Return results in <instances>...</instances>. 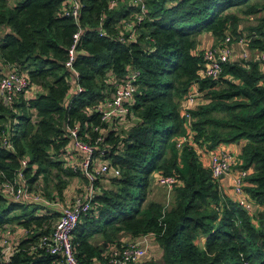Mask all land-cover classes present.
<instances>
[{"label": "trees", "instance_id": "obj_1", "mask_svg": "<svg viewBox=\"0 0 264 264\" xmlns=\"http://www.w3.org/2000/svg\"><path fill=\"white\" fill-rule=\"evenodd\" d=\"M66 0H0V65L25 73L30 99L19 95L10 105L0 100V172L12 179L21 168L30 188L38 176L46 181L75 174L64 166L62 153L69 142L67 128L79 124V135L90 141L99 113L90 107L103 101L132 69L139 71L125 125L109 130L107 155L120 175L107 179L94 196V210L83 216L72 233L76 257L89 264L93 257L108 264L104 245L120 247L152 234L158 252L138 264H264V73L253 55L264 51V17L248 28L251 59L223 64L217 81L202 79L198 89L207 102L190 110L186 123L180 102L196 81L202 54L198 37L210 33L221 40L228 32L241 35L244 18L264 11V0H144L146 15L135 42L114 37L135 7L111 0H79L77 21L85 28L74 67L83 91L71 94L65 66L67 49L77 29L71 16L62 15ZM99 27L105 35H99ZM1 73V72H0ZM125 127V128H124ZM193 132L192 141L206 150L221 143L244 140L237 168L248 171L245 196L249 211L225 192L198 157L197 150L174 138ZM5 132L10 147L1 145ZM157 174L174 175L172 203L149 201L148 191ZM58 214L35 204L0 197V228L16 224L29 229L27 238L7 264H60L61 258L42 249L30 251L51 232ZM97 239L96 241H92ZM159 256V257H158Z\"/></svg>", "mask_w": 264, "mask_h": 264}, {"label": "built area", "instance_id": "obj_2", "mask_svg": "<svg viewBox=\"0 0 264 264\" xmlns=\"http://www.w3.org/2000/svg\"><path fill=\"white\" fill-rule=\"evenodd\" d=\"M119 2H124L129 6L135 7V11L127 19H121V28L115 38L117 42L125 44L135 42L137 31L146 15V5L144 0H111L109 8L114 7ZM82 4L79 0H66L62 7V15L71 16L77 25L76 31L72 36V43L67 49V60L65 66L69 71L71 80V94L74 96L83 91V87L78 84L79 73L74 67V61L77 53L78 42L85 32V28L77 21ZM99 35H105V31L99 27ZM249 37L240 35L234 37L226 33L216 46L205 47L202 51V65L198 71L197 79L192 84L187 94L182 100L187 101L191 107L182 108L183 117L188 126L191 122L189 111L197 105L205 103L203 92L198 89V81L202 79H211L217 81L220 77L223 64L231 61L234 46H239V60L243 66L248 67L246 63L252 57V51L249 50ZM260 62L264 73V51L253 53ZM1 60V55H0ZM3 73H0V100L5 105L12 104L19 95L31 91V83L25 73H22L11 65L3 66ZM139 75L136 69L124 77V79L115 82L109 78L110 83H114L113 90L102 102L90 107L91 111L99 113L102 125H95L93 130L96 132L92 141L79 135V124L75 123L67 128L69 142L62 153L64 166L75 173H80L86 179V191L73 196L72 200L66 205H60L57 212L58 217L54 226L48 234L41 236L36 245L31 246L30 251L42 249L46 254L60 257V264H82L76 257V252L72 242V233L80 219L94 210V196L100 190V181L110 177H118L120 171L118 168H112L107 155L112 151L114 145L106 142L109 130H120L129 115L130 104L135 94V80ZM264 84V80H263ZM193 132L188 135H181L175 138L176 147L180 148L184 144L193 146L197 150L200 160L204 154H209L208 168L214 180L218 181L221 188L222 179L225 176H231V188L233 200L239 205L244 206L249 211L251 204L245 196V179L248 171L243 168H237V155L229 148H223L218 151L206 150L205 146H199L192 141ZM1 145L10 147L5 132L1 133ZM207 151V152H206ZM211 151V153H208ZM202 162V161H201ZM27 165L25 159L21 160L19 168L12 179H7L0 172V197L12 202H23L38 205L46 210L51 203H60L58 196L48 198L39 188H30L23 174V168ZM206 166V165H205ZM155 181L157 184L171 190L177 183L174 175L157 174ZM30 230L16 224H5L0 228V264L9 263L12 255L17 250V244L30 234ZM20 234V237L17 235ZM152 234H145L137 239L129 241L125 245L116 247L113 245L105 253L108 264H138L148 256V242ZM246 264V263H244Z\"/></svg>", "mask_w": 264, "mask_h": 264}, {"label": "crops", "instance_id": "obj_3", "mask_svg": "<svg viewBox=\"0 0 264 264\" xmlns=\"http://www.w3.org/2000/svg\"><path fill=\"white\" fill-rule=\"evenodd\" d=\"M7 1H8L9 5H14L15 2H17L18 0H7ZM255 16H257V17H255ZM260 17H264V14L263 13L261 14V12L254 15V16L246 17L244 19L249 20V21H253V20L255 21L257 18H260ZM242 23L243 22H241V25H240L241 35H243V33H244ZM251 26H252V24H251ZM5 31H7V28L0 27V35H2ZM220 41L221 40L215 39V37H213L208 32L202 33L198 37L196 52L199 54H202V51L205 47L216 46L220 43ZM239 54H240L239 46L237 44H235L234 51H233L232 56H231V61L239 60ZM3 69L5 70V68H3V66L0 65V72L1 73L4 72ZM260 69H263L261 65H260ZM35 93H36V91L33 89V90L28 91L25 94H23V97L30 99L31 97H33L35 95ZM205 102H207L206 99H205ZM180 107H181V109L182 108H188V107H191V105L187 101L181 100ZM125 124L126 123L122 124V127ZM174 142H175V138H174ZM243 143H244V140H239V141L230 142V143H221V144L217 145L214 148V150L218 151V150L223 149V148H229L234 153L238 154ZM208 153H211V151H208ZM208 157H209V154H204L202 157V160H201L202 163L206 166H208ZM48 182H52V181H50V180L46 181L44 179L43 175H39L37 182L35 183V188L41 189L47 195L48 198L58 196L61 203H51V205H49L48 207H45V208H47V210H49L52 213H57L59 211L60 205L68 204L72 200L73 196L80 194V193H84L86 191V180L83 176H81L80 173H77V172L74 175L67 177L66 182L63 183L60 187H59V185H57L58 183L56 181H53L51 184V187L53 189H52V191H50V193L46 189V188L50 187ZM106 185H107V180L105 179L104 181H100L99 187L101 189L102 187H107ZM221 189L225 192V195L227 196V198L233 199L232 188H231V176H225L222 179ZM45 190H46V192H45ZM164 208L169 209V208H166L165 206H164ZM55 221H54V223H55ZM17 237H20V234H18ZM135 239H137V238H134V240ZM129 241H132L130 236L125 235L122 237V242L126 243ZM111 246H113V244H111L110 246L104 245L105 249L104 250L100 249V251L103 253L107 250V248H109ZM157 251H158V244L154 238H151L148 242L149 254H148L146 259H148V258L150 259L152 256H154L157 253ZM157 255H158V253H157ZM89 264H103V263L100 259L93 257L90 260Z\"/></svg>", "mask_w": 264, "mask_h": 264}, {"label": "rangeland", "instance_id": "obj_4", "mask_svg": "<svg viewBox=\"0 0 264 264\" xmlns=\"http://www.w3.org/2000/svg\"><path fill=\"white\" fill-rule=\"evenodd\" d=\"M262 13L264 14V11H262L261 14ZM255 17H257V16H255ZM242 22H243L242 23V27L244 29L243 35L249 37L248 36V34H249L248 28L251 26V24L252 25L257 24L258 21L257 20H255V21L254 20L253 21H249V20L243 19ZM61 178H62L61 180L63 181V183H65L66 180H67V178H65V177H61ZM53 181L58 182V180H56V179L52 180V182ZM52 182H48L49 185H50V187L46 188L49 193L53 189L51 187ZM45 192H46V190H45ZM147 200H149V201H156V202L162 203L166 208H169L171 206V203H172V192L169 191V190H167L165 187H163L161 185H158L156 183L155 179L152 178V182H151V185H150L149 191H148V199ZM96 240L97 239H93L92 241H96ZM160 252H158L159 255H160ZM148 254H149V252H148ZM146 258H144L141 261H144Z\"/></svg>", "mask_w": 264, "mask_h": 264}]
</instances>
